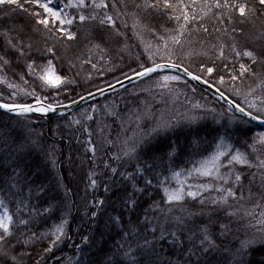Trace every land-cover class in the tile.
<instances>
[{
	"label": "snow or ice",
	"instance_id": "6c2138e0",
	"mask_svg": "<svg viewBox=\"0 0 264 264\" xmlns=\"http://www.w3.org/2000/svg\"><path fill=\"white\" fill-rule=\"evenodd\" d=\"M129 19L146 58L135 54L136 66L125 65L121 76L150 84L129 93L135 104L121 107L105 98L99 110L112 124L98 126L96 140L82 125L93 168L76 203L62 177H50L59 167L55 146H42V134L29 129V114L66 107L59 96L72 104L73 95L83 100L78 88L91 97L85 87L92 86L91 73L81 78L73 69L88 63L103 76L94 59L111 64L115 53L122 61ZM145 32L155 46L143 42ZM60 61L67 63L65 74L57 71ZM8 71L24 83L34 77L36 86L19 89ZM0 73L12 89L6 99L0 92V110L17 118L0 121V264H49L68 238L73 207L83 209L82 221L102 227L98 241L91 233L81 237L88 252L77 246L87 264H264V132L248 137L245 128L251 121L264 124V0H0ZM184 76L214 88L227 104L217 111L193 103L203 113L181 117L186 130L140 98L152 88L173 93L171 82ZM209 115L217 125L215 149L204 155L199 122ZM73 123L81 122L65 119L66 127ZM200 178L209 179L189 182ZM101 184L104 194L97 196ZM56 214L54 228L41 230Z\"/></svg>",
	"mask_w": 264,
	"mask_h": 264
},
{
	"label": "trees",
	"instance_id": "16d2710c",
	"mask_svg": "<svg viewBox=\"0 0 264 264\" xmlns=\"http://www.w3.org/2000/svg\"><path fill=\"white\" fill-rule=\"evenodd\" d=\"M200 0H197L199 3ZM128 40L127 43L129 48L127 51L122 53L123 60H119V58L115 57V53H113V59L111 64H106L104 61H99L97 59L93 60V63H97V68L104 71V75L101 76L100 72L97 69H93L90 64L83 63L80 64L77 62V67L73 69V72H80L81 78L86 77L88 73H91L92 80L91 85H85L89 92H95L96 88H106L107 85H113L116 83V80H124L123 76H121V71L127 72V67L125 65H131L135 67L134 63V55L141 54V59L146 58V54L144 53V44L141 41V37L134 35L132 30V21L128 20V30H127ZM143 42L151 43L155 46L158 41L150 34L145 32L143 34ZM76 45H73L75 48ZM155 50V47H153ZM157 62H159V57H157ZM103 65V68H101ZM117 67L119 70L108 72L106 69ZM57 71L61 74H65L67 72V63L65 61H60L57 63ZM3 74V73H0ZM131 75V73H128ZM171 74H176L171 72ZM7 78L10 82H13L18 85L19 89L31 90L32 87L36 86L35 78L31 76H26L25 80L27 83L19 80L18 76H14L11 71H8ZM173 84V93H169L166 89L152 88L151 95L148 93H141V99H147L153 109L155 110L158 116H163L165 119H171V117L175 116L177 121H180L181 124L185 126V130L187 125L184 121L181 120V117L186 114H202V109H193L192 104L199 101L200 104L205 105L206 107H215L217 110L221 109V107L227 108L217 100H215L212 96L207 93L201 91L192 85L190 81L183 77V79L179 82H171ZM150 81L145 78V83L141 84L139 80L132 82L126 86H123L115 91L106 93L100 97L92 99L85 104L81 105L79 108L67 112L62 115H58L46 120L32 117L29 115V129L35 133H40L43 136L41 140V144L45 149H48L50 145L55 146V157L58 161L59 167L55 170L50 169L49 175L55 180L57 175L62 177V183L66 184L69 188L72 189L70 193V197L72 201L79 203L81 197L84 195L85 186L88 183L87 173L90 169L93 168L92 163L89 160L91 157V153H85L84 144L87 139V133L84 131L82 125L87 124L93 132V139L96 140L99 136V132L97 131L98 126L108 124H112V119L110 117H105L103 111L99 110L101 108V103H106V97L109 102L115 101L119 104V106L123 107L127 102L131 101L132 104H135L136 101L133 100V97L129 95L136 91V89L141 87H148ZM227 85L222 88L224 90ZM127 90V91H126ZM12 91V89H8L5 83L0 82V92H4L5 99L8 94ZM76 91L85 96L86 94L81 91L79 88ZM259 94V93H258ZM19 101H23L25 99L23 92H20L17 96ZM31 99L30 97L28 98ZM59 100L61 104L69 103L68 100L64 99L63 96H59L56 98ZM72 100L79 99V96L73 95L71 97ZM252 99V97H249ZM238 102L242 105L245 103L243 98H238ZM259 103V101H257ZM95 104L97 106V110L93 111L92 105ZM99 110V111H98ZM84 113L92 116V120H86ZM72 118L73 120H79L80 124L73 123L71 128L66 127L65 119ZM15 115H4L0 113V121H9L14 122ZM59 125V131L56 130V126ZM195 126V125H193ZM199 127L201 129V136L206 139L199 146L200 148H206L209 150L213 146V136L215 133L212 129L216 128L217 125L212 122V116H207L206 119H203L199 122ZM245 128L250 129L247 133L248 137H253L259 134L260 132H264L252 124H248ZM108 129H105L107 131ZM181 138L182 135H181ZM251 143V140L248 141ZM112 151H116L115 148ZM207 154V152H206ZM204 153V155H206ZM101 153H97V156H100ZM37 159L40 158L39 155L36 156ZM201 156L197 155L195 157L196 160H199ZM71 160V162H69ZM104 165L97 161V171H103ZM98 180H102V176L97 177ZM88 192L91 193L92 189H88ZM104 194L103 185L101 184L100 188L96 191L97 196H102ZM91 199V196H89ZM83 216V209L80 208L77 210L76 207L72 208L71 217L69 219V224L66 226V231L68 234V238L64 239L62 243L57 245L58 250H54L53 258L49 259V264H87V257L82 255V252L78 250L77 246L82 249L84 252H88L89 249L85 247L82 243L81 237L84 235H89L90 233L94 235V238L99 240V232L102 230V227H97L95 224H92L90 221H87L85 218L84 221L81 220ZM59 222V214L51 217L46 225L42 226L43 231H47L49 228H54L55 224ZM103 221H101L102 225ZM55 239V237H51ZM92 252H95L96 245H92Z\"/></svg>",
	"mask_w": 264,
	"mask_h": 264
},
{
	"label": "water",
	"instance_id": "95a60500",
	"mask_svg": "<svg viewBox=\"0 0 264 264\" xmlns=\"http://www.w3.org/2000/svg\"><path fill=\"white\" fill-rule=\"evenodd\" d=\"M170 71V70H169ZM173 73H176V71H171ZM182 75V73H181ZM184 78H186L188 81H190L192 83L193 86H195L196 88L200 89L201 91L207 93L208 95L212 96L215 100H217L218 102H220L221 104H223L224 106L227 107V104L225 102V100L221 99L219 97V95L216 93L215 89L210 87L209 85H206L204 84L202 81H195V80H192L190 77H187V76H184ZM137 81V79L135 77L132 78V80H122L120 84H117V83H114L112 85L111 88L109 87H106V88H103V92H93V95L91 97L85 95L84 96V99L83 100H80V99H77L75 100V103L72 104V103H67V104H63V105H66V107H63L61 109H57L56 112H50L49 114L47 115H41L39 113H32V114H29L30 116L32 117H36V118H40V119H43V120H46V119H49V118H52V117H55V116H58V115H61V113L65 114L67 112H71L77 108H79L81 105L85 104L86 102L92 100V99H95L99 96H102L106 93H109V92H112V91H115L123 86H126L132 82H135ZM234 110V109H233ZM0 113L3 114V110H0ZM238 116L241 115L240 113H236ZM7 115H14V114H7ZM253 126L257 127L258 129L264 131V124H262L261 122L259 121H251V123Z\"/></svg>",
	"mask_w": 264,
	"mask_h": 264
},
{
	"label": "rangeland",
	"instance_id": "374dc122",
	"mask_svg": "<svg viewBox=\"0 0 264 264\" xmlns=\"http://www.w3.org/2000/svg\"><path fill=\"white\" fill-rule=\"evenodd\" d=\"M63 5H61L62 7ZM66 11H72L71 9H66ZM100 97V96H99ZM105 103L102 102L101 105L103 106ZM220 110V109H219ZM217 110V111H219ZM99 111V110H98ZM236 147H239V145H236ZM215 149V143L213 144V146L207 151V154H210L211 151H213ZM206 154V153H205ZM206 154V155H207ZM186 167H191V164L185 165ZM209 178H200L199 180H190L189 182H205L206 180H208Z\"/></svg>",
	"mask_w": 264,
	"mask_h": 264
}]
</instances>
